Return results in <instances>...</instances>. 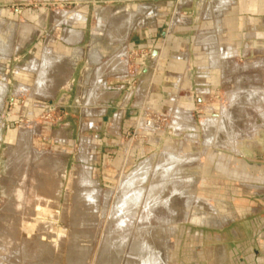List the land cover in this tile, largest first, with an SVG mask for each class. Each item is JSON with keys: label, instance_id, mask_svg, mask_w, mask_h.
<instances>
[{"label": "rangeland", "instance_id": "rangeland-1", "mask_svg": "<svg viewBox=\"0 0 264 264\" xmlns=\"http://www.w3.org/2000/svg\"><path fill=\"white\" fill-rule=\"evenodd\" d=\"M38 2L20 0L9 8L11 13L38 10ZM78 3L58 0L47 6L35 36L34 28L21 26L17 16L0 19V264H159L161 258L162 264H225L232 236L225 197L215 202L210 181L214 170L197 162L210 145L230 152L223 145L237 148L242 138L245 144L254 139L241 129L255 119L257 110L264 111L257 95L264 85L251 77L250 82L234 86L239 92L228 103L223 96L212 102V108L198 109L194 118L190 112L193 123L187 127L196 125L201 149H179V138L169 135L171 116L142 117L138 127L153 130L154 137L164 133L163 142L121 176L105 181L97 165L85 163L87 154H92L88 149L92 135L82 132L89 123L81 112L87 98L83 92L89 87L79 84L80 66L76 69L77 61L48 54L47 49L62 44L71 20L61 14L79 15ZM99 6L109 8L105 3ZM121 10L119 16L126 14L125 6L116 7ZM28 28L31 32L25 33ZM52 67L56 70L50 77ZM42 71L47 76L40 85ZM239 93L250 100H241ZM149 119L155 123L150 130ZM139 137L151 142L140 131L132 132L128 143ZM162 187L174 191L172 198L163 199ZM221 193L225 194L224 184ZM176 195L180 205L190 203L189 214L198 197L210 201L218 212L196 221L178 218Z\"/></svg>", "mask_w": 264, "mask_h": 264}, {"label": "crops", "instance_id": "crops-1", "mask_svg": "<svg viewBox=\"0 0 264 264\" xmlns=\"http://www.w3.org/2000/svg\"><path fill=\"white\" fill-rule=\"evenodd\" d=\"M19 1L0 0V19L17 16L21 26L34 28L35 36L47 6L58 0H38V10L13 9L17 15L11 13L9 7ZM60 1L81 2V12L66 17L71 23L63 32L62 44L55 50L47 48L48 54H64L77 61L76 69L80 66L83 75L79 84L89 87L83 92L87 98L81 107L89 123L82 132L92 135L88 140L92 154H87L85 163L97 165L105 181L121 176L163 142L164 133L154 137L153 130L140 128L151 142L139 137L128 143L142 117L171 116L169 135L179 138V149H201L196 125L187 127L193 123L190 112L194 118L198 109L212 108V102L223 100V96L228 103L230 96L239 92L234 86L250 82L251 77L264 85V0ZM104 3L109 8L99 6ZM122 5L126 14L119 16L123 11L116 7ZM239 95L241 100L249 99ZM257 95L264 103V89ZM250 96L253 100V94ZM241 133L255 137L246 144L245 138L239 140L240 152L229 143L223 147L231 148L230 152L210 145L197 163H208L214 170L210 181L215 202L225 197L232 236L224 263L264 264V152L255 151L264 149V111L257 110L255 119L248 121ZM223 184L225 194L221 193ZM199 200L211 210L201 215L203 218L191 217L195 221L218 212L210 201L201 197L195 201Z\"/></svg>", "mask_w": 264, "mask_h": 264}, {"label": "bare ground", "instance_id": "bare-ground-1", "mask_svg": "<svg viewBox=\"0 0 264 264\" xmlns=\"http://www.w3.org/2000/svg\"><path fill=\"white\" fill-rule=\"evenodd\" d=\"M69 14H67L66 12L63 14V16H64V18H66L67 16H68ZM24 29V28H23ZM28 30H31V28H28ZM22 31V30H21ZM25 33H26V31H25ZM20 36V35H19ZM24 37V36H23ZM47 52V51H46ZM44 54V53H43ZM44 63V62H43ZM40 66H42V65H40ZM48 66V65H47ZM50 66V65H49ZM38 68V67H37ZM40 69H41V67H40ZM42 69L44 70V68L42 67ZM54 71H55V68H52L51 69V72H49L50 73V77H51V75H52V73H54ZM46 74V75H45ZM44 74V71H42V72H40V77H38V78H40L39 79V84L41 85L45 80V77L47 76V72ZM39 85V86H40ZM43 85V84H42ZM22 88V89H21ZM25 89L23 88V87H19V91H24ZM26 91V90H25ZM150 126H152V123H147V127H150ZM149 164H145L144 165V167H146V166H148ZM140 169H141V167H140ZM170 171V170H169ZM136 173H138V172H136ZM161 173V172H160ZM134 174V173H133ZM144 174H147V173H144ZM143 174V175H144ZM139 175V174H138ZM133 176V175H132ZM141 176H142V174H141ZM145 176V175H144ZM142 177V178H144L145 179V177L147 176H145V177ZM166 177V176H165ZM168 178V177H167ZM166 179V178H165ZM133 180V179H132ZM172 186H170V188H171ZM162 189H164L163 187H162ZM166 189V188H165ZM165 189H164V191H165ZM174 189V188H173ZM163 191V192H164ZM169 188L168 189H166V193L163 195V199L164 200H169V198H172L171 197V195H170V193L172 192H174L173 190H170L169 192ZM181 194V193H180ZM169 195V196H168ZM178 195V194H177ZM177 195H176V197L174 196L173 197V200L175 201V203L173 202V204H175L174 206H176L177 208H178V211L176 212V216H178V218H186L187 219V217H189V219L192 217V218H194V216H201V215H203L205 212H208V211H210L211 210V207L209 206V204H207V203H205L204 201H202V200H199V201H193L192 203H191V206H193L194 208V210H192V213L191 214H189L187 211H186V207H188L187 208V210L189 209V207H190V203L188 204H183V205H180L179 204V201L177 200L178 198H177ZM182 196V195H181ZM127 197H128V195H127ZM180 198V197H179ZM188 200V199H187ZM190 200V199H189ZM131 202L133 203V201L131 200ZM168 202V201H167ZM189 202V201H188ZM169 203H170V201H169ZM169 203H166V204H169ZM180 203H182V202H180ZM134 204V203H133ZM133 204H132V206H133ZM171 204V203H170ZM196 209H197V211H196ZM189 211V210H188ZM175 212V211H174ZM139 250V249H138ZM119 251V250H118ZM163 251H161V254L162 255H164L163 253H162ZM158 253H160V252H158ZM146 254V253H145ZM144 254V255H145ZM72 255V254H71ZM70 255V256H71ZM162 255H161V257H162ZM158 256H160V255H158ZM159 258V257H158ZM146 259H147V257H146ZM146 259H145V261H146ZM157 260H160V259H157ZM156 260V261H157ZM162 260L164 261V259L163 258H161V260H160V262H159V264L162 262ZM149 262V261H148ZM118 263V262H117ZM162 263H165V261L164 262H162ZM161 263V264H162Z\"/></svg>", "mask_w": 264, "mask_h": 264}, {"label": "built area", "instance_id": "built-area-1", "mask_svg": "<svg viewBox=\"0 0 264 264\" xmlns=\"http://www.w3.org/2000/svg\"><path fill=\"white\" fill-rule=\"evenodd\" d=\"M156 118H158V117H156ZM150 122L152 123V126L149 127V129L154 128V126H155L154 119H149V123H150ZM139 131H140V128H139V127H138V128H135V129L133 130L134 134H138Z\"/></svg>", "mask_w": 264, "mask_h": 264}]
</instances>
